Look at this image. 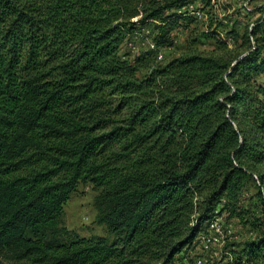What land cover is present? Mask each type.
I'll list each match as a JSON object with an SVG mask.
<instances>
[{
  "label": "trees",
  "instance_id": "trees-1",
  "mask_svg": "<svg viewBox=\"0 0 264 264\" xmlns=\"http://www.w3.org/2000/svg\"><path fill=\"white\" fill-rule=\"evenodd\" d=\"M197 1L0 0V260L171 264L219 213L255 232L229 264H264V17L157 63ZM149 25L156 48L130 60ZM81 183L106 236L64 224Z\"/></svg>",
  "mask_w": 264,
  "mask_h": 264
},
{
  "label": "rangeland",
  "instance_id": "rangeland-1",
  "mask_svg": "<svg viewBox=\"0 0 264 264\" xmlns=\"http://www.w3.org/2000/svg\"><path fill=\"white\" fill-rule=\"evenodd\" d=\"M260 8H264V0H216L215 5L212 7L203 5L200 1L195 2L194 11L191 13L195 19H192L190 23L182 22L183 24L180 23L182 25L172 29L170 39L174 38L176 43L172 49L161 47L158 50V56L161 54L162 58L159 59L158 57L159 62L157 61V63L164 64L175 57L194 51L204 54L221 53L222 50L219 47L218 39L213 37L214 35L212 34L213 31L216 32L217 30L222 39H229V47L234 48L235 45L232 38L228 37V31L236 28L238 32L242 33L246 28H250L258 19L264 17V11H261ZM199 13L203 14V16L200 17ZM153 27V25H149V34L142 32V36L138 35V37L131 38L136 45L135 49L127 42L124 44L122 52L127 54V58L134 60L137 56H141L150 50L147 43L148 40L158 35V31L155 30L154 32ZM145 72H147V69L143 70L140 76ZM259 81L264 84V74L260 76ZM98 193L99 190L91 183H81L79 185L78 190L72 194L64 205L63 220L69 230L87 238L106 236L108 234L105 226L99 224L96 220L97 210L94 200ZM256 193V185L250 182L245 194L248 206H254L250 203L257 202ZM253 210H255L257 215H260V207H255ZM227 222L232 223L235 234L238 236L235 240L236 242H242L255 236L254 230L245 222L239 221L237 218L227 219ZM182 254H187L191 261L196 256L208 257L211 255V253L202 252L197 238L191 246L182 251ZM178 255H181V253ZM213 255L217 260L221 258L219 250H216ZM0 264L19 263L2 258Z\"/></svg>",
  "mask_w": 264,
  "mask_h": 264
},
{
  "label": "built area",
  "instance_id": "built-area-1",
  "mask_svg": "<svg viewBox=\"0 0 264 264\" xmlns=\"http://www.w3.org/2000/svg\"><path fill=\"white\" fill-rule=\"evenodd\" d=\"M216 0H213L211 3V7L215 5ZM195 7V3L190 4L183 8V10H187L190 13H193V8ZM200 17L203 14L199 13ZM142 32L149 34L150 29L145 27ZM142 32L139 33V36H142ZM138 37V35L136 36ZM143 38V37H142ZM148 45L150 49L156 48V41L154 38L148 40ZM127 44L135 49L136 45L133 40L127 41ZM173 46L165 47L167 49H172ZM159 59L162 58V55L159 54ZM255 179H258V176H254ZM237 235L235 234V230L233 228L232 223L227 222V217L225 214L216 213L214 218L209 222L208 226L201 230L197 236V240L202 252L211 253L208 257L204 256H196L191 261L187 254L177 255L171 264H217V258L214 257L213 253L216 250L220 251L221 255L225 257L218 262V264H229L230 260L233 259L230 249L226 248V245L229 242H233L237 239ZM221 257V256H220Z\"/></svg>",
  "mask_w": 264,
  "mask_h": 264
}]
</instances>
